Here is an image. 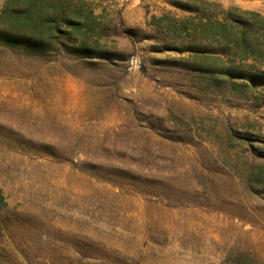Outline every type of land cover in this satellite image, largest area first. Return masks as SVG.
Wrapping results in <instances>:
<instances>
[{
    "label": "rangeland",
    "instance_id": "obj_1",
    "mask_svg": "<svg viewBox=\"0 0 264 264\" xmlns=\"http://www.w3.org/2000/svg\"><path fill=\"white\" fill-rule=\"evenodd\" d=\"M62 3L0 47V264H264V0Z\"/></svg>",
    "mask_w": 264,
    "mask_h": 264
},
{
    "label": "trees",
    "instance_id": "obj_2",
    "mask_svg": "<svg viewBox=\"0 0 264 264\" xmlns=\"http://www.w3.org/2000/svg\"><path fill=\"white\" fill-rule=\"evenodd\" d=\"M29 0L24 6L14 4L12 0H6L3 5V12L0 16V47L9 48L23 53H44L55 50L60 44V39L65 33L62 26L74 27L75 22L68 15L64 4L57 6L51 12L45 9L47 0ZM189 10L194 11L192 6ZM238 9V8H237ZM242 13L251 17L263 18L261 13L242 10ZM249 27H254L253 22H243ZM202 71L204 75H212L214 68L195 67ZM228 74L235 78H242L249 83H261L264 85V70L253 66H239L232 64L228 69ZM6 205L4 196L0 191V208Z\"/></svg>",
    "mask_w": 264,
    "mask_h": 264
}]
</instances>
